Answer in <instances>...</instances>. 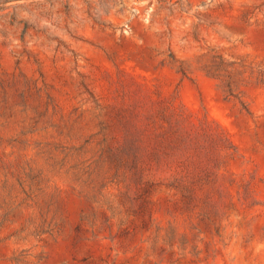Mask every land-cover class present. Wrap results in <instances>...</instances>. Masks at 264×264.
<instances>
[{
  "label": "rangeland",
  "instance_id": "obj_1",
  "mask_svg": "<svg viewBox=\"0 0 264 264\" xmlns=\"http://www.w3.org/2000/svg\"><path fill=\"white\" fill-rule=\"evenodd\" d=\"M0 264H264V0H0Z\"/></svg>",
  "mask_w": 264,
  "mask_h": 264
},
{
  "label": "trees",
  "instance_id": "obj_2",
  "mask_svg": "<svg viewBox=\"0 0 264 264\" xmlns=\"http://www.w3.org/2000/svg\"><path fill=\"white\" fill-rule=\"evenodd\" d=\"M120 147H121V152L118 151V152H117V156H119L120 154H122V155H121V156H122V157H121V160H122L121 163L123 164V163H124V158H123V157H124V154H123V152H122V148H123V147H122V145H121ZM118 150H119V149H118ZM142 162H143V161H142ZM147 173H148L147 170H144V169L142 168V180L145 178V176H146Z\"/></svg>",
  "mask_w": 264,
  "mask_h": 264
}]
</instances>
